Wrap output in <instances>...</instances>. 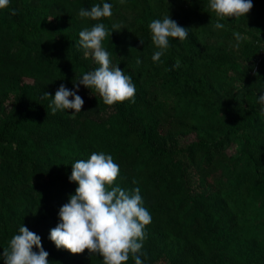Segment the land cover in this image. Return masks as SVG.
Listing matches in <instances>:
<instances>
[{"label": "trees", "instance_id": "16d2710c", "mask_svg": "<svg viewBox=\"0 0 264 264\" xmlns=\"http://www.w3.org/2000/svg\"><path fill=\"white\" fill-rule=\"evenodd\" d=\"M102 2L113 5L110 18L79 17ZM253 5L227 20L208 0H10L0 9V254L22 224L41 237L50 264H103L48 239L75 193L71 165L102 151L120 167L114 186L139 188L151 214L143 264H264V0ZM168 12L189 34L169 38L153 62L148 26ZM95 23L116 31L102 43L135 96L105 105L80 85L81 112L53 115L43 93L71 90L98 67L79 46ZM124 264H134L131 254Z\"/></svg>", "mask_w": 264, "mask_h": 264}, {"label": "clouds", "instance_id": "9594fccd", "mask_svg": "<svg viewBox=\"0 0 264 264\" xmlns=\"http://www.w3.org/2000/svg\"><path fill=\"white\" fill-rule=\"evenodd\" d=\"M123 4L124 0H120ZM10 0H0V9L8 7ZM208 6L219 20L244 17L253 8V0H208ZM15 15V10H12ZM78 15L82 19L99 21L113 15V5L108 2L95 4L90 9L81 8ZM218 22L215 29H223L225 24ZM118 25H112L116 29ZM151 40L158 49L152 55L157 62L169 49V38L180 41L188 37L189 29L170 18L169 12L162 19L149 24ZM116 32L108 29L104 23H95L79 32V46L84 55H91L98 65L78 80L72 81L70 90L64 84L52 95L44 92L41 99L51 98V114L58 110H72L71 114L81 112L84 100L78 95L80 85L98 93L105 105L130 100L135 96L136 88L131 77L125 75L117 65H113L110 54L105 50L103 41ZM236 48L243 40L239 32L233 33ZM141 42V41H140ZM142 43V42H141ZM137 65L142 61L137 59ZM180 66L177 60L173 69ZM253 75H256L253 72ZM257 103L264 113V90H260ZM71 98V99H70ZM120 173V167L111 155L93 152L86 160L80 159L71 165L70 182L76 184L75 193L69 195L67 203L58 211L59 222L50 229L48 239L57 249L67 250L71 254H81L86 249L89 255L98 254L103 264H124L131 254L134 264H143L141 249L146 238L145 226L152 217L140 195V189L131 192L114 186ZM35 247L36 250H33ZM49 253L42 246L41 237L26 226L18 229L3 249L0 258L4 264H50Z\"/></svg>", "mask_w": 264, "mask_h": 264}, {"label": "rangeland", "instance_id": "374dc122", "mask_svg": "<svg viewBox=\"0 0 264 264\" xmlns=\"http://www.w3.org/2000/svg\"><path fill=\"white\" fill-rule=\"evenodd\" d=\"M130 19L129 15L127 13L119 16L114 17V24L121 26L124 22L128 21Z\"/></svg>", "mask_w": 264, "mask_h": 264}, {"label": "built area", "instance_id": "2783aa9c", "mask_svg": "<svg viewBox=\"0 0 264 264\" xmlns=\"http://www.w3.org/2000/svg\"><path fill=\"white\" fill-rule=\"evenodd\" d=\"M262 55H264V51H262Z\"/></svg>", "mask_w": 264, "mask_h": 264}]
</instances>
